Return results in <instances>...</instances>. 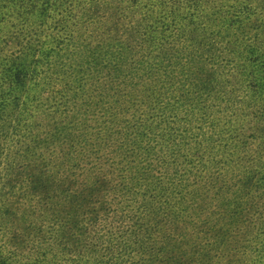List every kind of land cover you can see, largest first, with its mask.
<instances>
[{
	"label": "trees",
	"instance_id": "1",
	"mask_svg": "<svg viewBox=\"0 0 264 264\" xmlns=\"http://www.w3.org/2000/svg\"><path fill=\"white\" fill-rule=\"evenodd\" d=\"M86 1L0 0V264H61L63 258L57 263L56 255L67 249L70 258L64 264H212L217 248L224 247V254L235 252L239 248L231 241L236 225L248 220L258 228L263 219L256 208L264 210L259 207L264 201V21L243 15V21L229 29V38L219 36L226 40L223 49L197 58L196 66L222 62L224 69L213 70L206 78L198 69L191 73L192 102L214 101L218 92L223 103L242 88L244 94L234 101L244 108L239 113L234 105L227 107L234 120L230 124L236 130L242 125L240 116L255 120L249 138L259 149L258 164L226 187L224 210L216 212L221 224L211 228L208 241L202 239L195 250L191 245L193 257L183 255V245L166 235L170 230L158 228L155 200L163 194L147 187L143 195L148 196L140 206L143 214L130 217L115 240L96 250L82 240L90 236L96 220L83 216L79 220L76 212L104 199L103 194L112 190L108 179L122 177L127 168H133L128 178L132 187L154 180L147 166L154 154L144 116H136L145 104L132 94L133 86L144 87L143 77L148 75L139 71L140 60L131 65L133 72L126 67L132 52L125 40L116 39L118 27L80 19L81 32L74 36L65 21L72 9L90 18L83 6ZM215 1L216 6L222 3ZM224 14L214 18L235 25L222 18ZM58 18L65 21L59 34L54 26ZM203 35L191 34V46L217 37L213 32L206 39ZM178 52L158 50L147 57L155 64L153 56L166 60ZM218 72L233 85L207 86L219 81ZM127 75L135 77L133 83L125 82ZM148 84L145 91L150 96L154 87ZM240 143L236 138L230 142L236 148ZM129 183L119 190H129ZM254 209L255 218L249 216ZM102 210L106 209L96 211ZM241 242L234 239V245ZM259 245L260 261L252 264H264V243Z\"/></svg>",
	"mask_w": 264,
	"mask_h": 264
},
{
	"label": "rangeland",
	"instance_id": "2",
	"mask_svg": "<svg viewBox=\"0 0 264 264\" xmlns=\"http://www.w3.org/2000/svg\"><path fill=\"white\" fill-rule=\"evenodd\" d=\"M86 2L83 6H86L90 18L83 15L80 9H72L70 17L65 19L75 31L74 36H78V32H81L80 19L91 20L92 23L98 20L112 22L118 27L116 39L125 40L123 42L128 45L130 54L132 52L127 57L126 67L140 60L139 71L144 72L145 76L148 75V79L143 77L141 85L145 84L144 87L140 86L141 90H138L133 86L132 90L135 91L132 94L140 98L141 101L138 103L145 104L139 107L136 116H144V124L148 132L146 134L152 137L150 154H154V157L150 158L147 166L149 171L152 170L154 180L145 179L139 182L140 188L138 185L132 187L128 178L133 173V168H127L120 179L111 176L108 180L112 190L107 195L103 194L104 199H96L89 205L92 210L85 206L88 212L83 209L76 212L79 220L81 216L85 220H96L91 223L92 227L89 226L91 237L83 236L82 240L95 246L96 250H101L110 240H115L116 235L125 229L126 224H129L130 217L135 215L137 219L143 214L140 206L148 196H144L143 191L149 190L147 188L149 187L153 192L163 194L160 201L155 200L154 212L158 228H162L161 231L170 230L166 235H170L174 242L183 245V255L193 257L191 245L195 250L202 239L208 241L211 228H217L221 224V216H216V212L219 208L224 210L225 205L221 204L228 195L225 192L226 187L235 184L237 177L245 176L247 170L257 166L256 155L259 149L249 138L252 124L255 122L252 121V116H240V119L243 117L242 125L236 127V130L230 124L234 120L227 107L234 105L236 108L234 110H238L239 113L242 111L243 105H236L234 100L241 98L244 94L243 89L235 91L223 103L219 102L220 93L217 92L216 100L205 102L201 98L199 101L202 102L198 105L191 99V76H193L191 73L198 69L203 73L202 77L206 78L213 70L224 69L222 62L214 66L207 63L201 67L196 66L199 63L197 58L199 60L200 55L206 56L208 51L212 54L217 49H223L226 40H221L219 36L229 38V33H232L229 29L242 22L243 15L251 18L252 21L259 19L264 21V0H222L218 6L215 0H87ZM223 12L225 14L222 18L233 21L235 25H223L220 19L214 18ZM65 21L63 20L62 23L58 18V22H54L58 34L65 26ZM51 27L53 25L48 28ZM211 32L217 37H212L209 42L207 40L192 42L191 46V34H204L203 37L206 39V34ZM158 50H169L170 54L180 52L174 54V58L172 55L166 60L153 56L156 62L153 64L147 56ZM134 52L138 55L130 58L134 56ZM130 70L133 72L134 67L131 66ZM217 79L219 81L216 83L206 85L221 89H225L229 84L233 85L231 79H227L228 83L225 81L222 72H218ZM125 80L127 83H133L135 77L127 75ZM149 82H151L150 86L154 87L150 96L145 91V86H148ZM124 106H127L126 102ZM197 108L203 109L199 111ZM132 110L130 108L127 112ZM128 114L126 115L129 116ZM233 138L241 142L238 148L230 144ZM79 179L80 182L84 181L83 176H79ZM126 183H129V190L120 191L119 188ZM14 199L17 202L19 198L17 196ZM261 206H264V201L259 207ZM98 208L106 210L97 212ZM256 209L263 216L262 225L256 228L248 220L246 221L248 225L245 222L236 225L237 229L232 235L231 242L233 248L239 249L224 254V247L217 248L215 253L217 258L213 259L212 264H245V262L252 264L260 261L257 252L261 248L259 243H264V210ZM256 209L249 216L255 215ZM255 217L256 215L253 218ZM243 233L246 234L245 237H242ZM234 239H241V244L234 245ZM6 241L13 242L11 237H6ZM68 250L70 249L61 252L60 256L56 255L57 263L60 262L59 257L63 258L61 264H64L66 258H70ZM243 252L245 256H242ZM23 254H26V251H23Z\"/></svg>",
	"mask_w": 264,
	"mask_h": 264
}]
</instances>
